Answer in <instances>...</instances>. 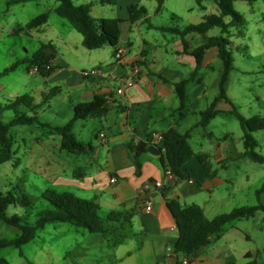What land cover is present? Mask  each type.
I'll return each instance as SVG.
<instances>
[{
	"label": "rangeland",
	"instance_id": "1",
	"mask_svg": "<svg viewBox=\"0 0 264 264\" xmlns=\"http://www.w3.org/2000/svg\"><path fill=\"white\" fill-rule=\"evenodd\" d=\"M74 1L77 4H85L90 0ZM57 4L56 0H37L9 5L8 0H0V104L8 99L14 100L18 96L30 95L36 104L41 105L38 108L41 121L52 125H64L73 117L74 104L81 101L80 94L84 91L86 79L78 78L72 72L67 74L58 63L54 64L58 73L47 78L33 70L29 71L27 61L19 63L12 71H6L19 60H28L45 42H48V39L38 34L36 29L20 34L14 33V29L19 25L24 26L32 18L47 11L50 12L48 31L50 29H58L66 33L72 31L67 42L54 40L57 52L70 55V66L79 69L80 65H83L89 68L96 58H101L103 61L111 60L109 52L111 46L90 50L82 44V35L55 12ZM95 5L92 9L93 17L116 16L115 7L100 3ZM144 5L152 13V22L170 26L183 27L197 24L208 14L220 13L214 1H204L205 8H201L197 0H165L164 8L158 15H154L157 0H144ZM235 8L244 15L247 24L243 28L244 36H239L235 28L230 37L235 46L236 69L232 72L227 89L237 96L235 104L245 116H264V0L236 1ZM124 13L127 14V9ZM145 26L144 24L141 27L140 32L134 28L132 42L135 51L140 47V35L158 41L164 40L161 36L162 31L147 29L144 28ZM220 34V28H214L207 33L208 36ZM191 36L193 45L198 46L202 36L199 34ZM237 46L239 49L236 48ZM222 71L223 63L220 59L203 70L209 83L210 95L218 92ZM68 77L71 78L69 82L66 81ZM46 85L50 88L56 86L60 88L50 92ZM23 109L28 114H32L28 108L23 107ZM13 116L12 110L0 113L3 121H9ZM100 125L99 118L78 120L74 132L80 140L96 144L94 134L97 133ZM206 130L208 133L214 132L216 138L202 139L200 133L203 130L195 129L190 141L196 150H200L204 145L205 150L212 154L214 142L221 138L224 132L231 133L238 151L244 150V131L234 115L227 117L220 114ZM253 135L257 139L256 150L264 153V129L254 132ZM9 136L13 139L12 149L15 155L10 161L0 164V191L24 192L30 195L33 200V207L29 209L32 221L35 220L38 211L50 206L41 196L47 188H55L59 192L72 191L76 194L80 192L79 194L84 196L85 192L78 188L90 185L93 177L77 179L73 173L74 168L79 166L85 168L89 175L95 172L104 174L109 170L108 152L105 147L96 155L95 160L91 155L77 156L66 150H60L61 136L49 127L37 123L20 125L11 128ZM212 160L213 170L216 169L218 176L225 182L214 185L212 190L202 188L199 194L192 196L197 198L187 199L188 203L201 202L207 208L212 206L213 209L207 212L209 217L230 212L239 206L264 203V191L257 193L264 185V164L256 163L246 157H236L226 167H222L214 162L213 157ZM100 200H102L101 206H104V200ZM24 211L14 205L8 208L9 214L17 213L23 217ZM107 212L102 207L101 214L105 216ZM130 232L133 233L132 230ZM19 235L18 228L0 219V238H15ZM130 239L132 241L129 243H135L133 237ZM215 242L229 252L237 264H245L249 260L245 257L248 252L253 253L259 263H264V211H258L249 219L235 220L227 224L223 234L216 236ZM125 247L127 246L117 249L108 248L101 234L91 233L70 223L53 222L40 229L36 238L22 248L15 246L1 248L0 258L5 259V262L0 260V264H117L115 255L117 251L123 253Z\"/></svg>",
	"mask_w": 264,
	"mask_h": 264
},
{
	"label": "crops",
	"instance_id": "2",
	"mask_svg": "<svg viewBox=\"0 0 264 264\" xmlns=\"http://www.w3.org/2000/svg\"><path fill=\"white\" fill-rule=\"evenodd\" d=\"M141 6H145L144 0H117L116 5L113 6L116 8L115 17L125 20L121 24L120 41L121 45L128 47L129 52L122 65L114 63V49L110 47L111 60L103 61L101 58H96L91 62L89 68L80 65V68L77 69L76 66H70V55L57 52V45L54 43L55 39L67 42L72 31L67 33L58 29L48 31V23L36 30L38 34L48 39V42L44 44H51L55 47L56 56L53 64L58 63L67 74L72 72L76 77L87 80V83L84 84V91L80 94L81 101L79 102L90 101L96 94H105L110 97V110L105 117L99 118L101 125L97 133L94 134L96 144L91 142L94 145V151L88 154L95 160L96 155L103 151L101 149L105 147L108 152L109 170L104 174L95 172L93 175H89L85 168L79 166L74 168L73 173L80 180L93 177V182L90 185L78 188L87 193L86 196L85 193L84 196L79 194L80 192L77 193L83 198H96L100 204L102 202L100 199H103L105 205L102 207L107 211L111 209H136L133 225L130 229L133 233L130 232V237L124 243L114 247V249H117L121 246H127L123 253L117 251L115 263L176 264L181 255L167 251L168 246L173 247L178 241V231L172 229L176 226V221L168 208L166 198L162 194V188H157L155 182L161 181L164 185L170 184L172 188L169 196L177 198L184 205H189L187 199L197 198L192 196L199 194L202 188L212 190L214 185L225 182L222 177L218 176L217 170H213L212 157L218 165L226 167L231 160L236 159L240 151L237 150L231 133L224 132L223 136L214 142L212 154L210 151L205 150L204 145L200 150L193 147L197 156L185 165L183 169L185 177L183 179H177L175 175L172 178L167 177L161 164V156L165 148L163 133L170 128H176L181 132L190 130L191 139L192 132L201 128L203 130L200 133L202 139L216 138L214 132L208 133L206 128L211 126L220 114L229 117L232 114V107L226 100L219 101L216 106L215 118L206 127L196 126L201 118L200 112L211 104L219 92L218 84V92L213 95L209 94V83L203 73L204 69H208L210 64L219 59L218 48L211 47L205 52L200 75L202 80L199 82L192 81L188 84L189 99L187 106L183 111H178L180 101L175 89L172 85L165 83L161 77L173 81L189 77L196 67V59L193 55L183 52L179 35L151 28L144 21V18L132 22L130 20L131 16ZM156 7L154 15H156ZM126 9L127 14L124 13ZM151 15L152 13L148 10L147 17L150 20ZM144 24L146 25L144 28L162 31L161 36L164 37V40L158 41L140 35V47L135 51L132 42L135 34L134 28L140 32ZM135 63H138L141 69L137 75L132 72V66ZM99 67L108 71L115 70L122 74L124 77L123 83L125 84V90L122 94L117 92V87L120 86L118 80L111 81L104 77H83V70ZM56 73H58V70H55L50 76H54ZM69 79L71 78H66V81L69 82ZM191 86L192 89H190ZM46 88L50 90L52 87L46 85ZM227 95L236 103L237 96L231 94L228 89ZM102 131L107 134V139L104 141L100 137ZM129 142L134 143L140 152L138 161L130 152ZM59 144V149H63L61 139ZM199 155L202 156V159H199ZM112 177L117 178L115 183L111 182ZM147 184L149 185L148 188H146ZM99 192L101 194H98ZM148 202L153 205L151 211L145 209ZM194 204L202 206L207 216L208 210L213 209L212 206L207 208L201 202ZM131 237H133L135 243H129L132 241ZM215 238L213 237L211 243L200 248L194 254L187 255L190 261L189 264H237L233 257L229 255V252L216 245Z\"/></svg>",
	"mask_w": 264,
	"mask_h": 264
},
{
	"label": "trees",
	"instance_id": "3",
	"mask_svg": "<svg viewBox=\"0 0 264 264\" xmlns=\"http://www.w3.org/2000/svg\"><path fill=\"white\" fill-rule=\"evenodd\" d=\"M35 0H8V4H25ZM203 1H214L220 10L219 14H208L197 24H188L181 26L154 25L147 17L148 10L145 6L139 7L130 20L136 22L142 18L151 28H157L179 35L183 45V52L193 55L196 59V67L190 73L189 77L179 81L161 77V79L174 87L179 98L180 104L178 111H183L187 106L189 99L187 86L192 81H201V70L205 52L208 48L217 47L218 57L223 63V71L219 82V92L211 104L200 112V120L196 126L206 127L216 116V106L219 101L226 100L230 103L231 113L240 122L244 131V151L237 154L238 157H246L250 160L264 164V153L256 150L257 139L253 133L264 129V116L251 115L245 116L239 107L233 102V99L227 95V83L230 74L235 70L234 43L230 37L233 35V29L238 30L239 36H244L243 28L247 20L242 13L236 10L235 2L240 0H197L201 8ZM255 2L257 0H243ZM58 6L55 12L66 19L70 25L77 30L83 37V45L90 49H100L104 46H111L114 53L121 45V24L125 21L118 17L95 18L91 11L95 3L114 6L117 0H90L85 4H77L74 0H57ZM165 0H157L155 14L158 15L164 8ZM50 12H44L32 18L24 26L19 25L14 29L15 34L41 28L49 22ZM220 28L221 34L217 36H208L207 33ZM199 34L202 41L198 46H193L192 36ZM239 49V47H236ZM246 48V47H245ZM56 56V49L51 44L42 45L32 57L19 60L12 64L6 71L14 70L19 63L28 62V70L37 68V73L43 77L50 76L56 67L53 60ZM1 77V75H0ZM59 90V87H52L50 92ZM109 95L96 94L92 100L79 102L74 105L73 117L64 125H52L49 122H43L40 119L38 108L40 104H35L33 97L22 95L14 100L8 99L0 104V113L7 110L14 112L13 118L9 121H3L0 118V164L10 161L15 155L13 151V139L9 136L11 128L20 125L39 124L43 127H49L55 130L61 136V147L77 156L88 155L94 151V145L91 142L80 140L74 133L75 124L78 120L89 118H103L109 110ZM23 107L29 109L32 114H28ZM164 152L161 156V164L165 172L171 169L177 179L185 177L183 169L185 165L197 156L195 149L190 142V130L181 132L176 128H170L163 133ZM130 152L138 161L140 152L137 146L129 142ZM202 159V156H198ZM171 185L162 187V194L167 200V205L172 212L177 226L178 241L173 246L175 252L180 255H192L200 248L211 243L213 237L221 236L227 224L241 219L254 217L258 211H264V203L256 205H244L234 208L230 212H225L209 218L202 206L199 204H182L177 198L169 196ZM264 191V185L257 191L260 194ZM49 203V207L42 209L35 214V220H31L29 209L33 207V200L30 195L24 192L0 191V219L7 224L20 230V235L15 238H0V249L7 246L22 248L23 245L31 242L37 236L40 229L45 228L49 223L63 222L70 223L78 228L87 229L91 233H98L106 240L108 248H114L124 243L130 237L133 217L136 209H111L105 216L101 214L102 206L96 198H83L72 191L59 192L55 188H47L41 195ZM14 205L21 210L24 209L25 216L17 213L9 214L8 208ZM249 260L245 264H264L254 257L253 253L248 252L245 255ZM4 263L5 259L0 258ZM234 264V263H233Z\"/></svg>",
	"mask_w": 264,
	"mask_h": 264
},
{
	"label": "built area",
	"instance_id": "4",
	"mask_svg": "<svg viewBox=\"0 0 264 264\" xmlns=\"http://www.w3.org/2000/svg\"><path fill=\"white\" fill-rule=\"evenodd\" d=\"M128 54V49H127V46H124V45H120L117 50L115 51L114 53V63L115 64H119V65H122L124 62H125V59H126V56ZM33 71L37 72V68H33L32 69ZM141 71L140 69V66L138 65V63H135L133 66H132V72L133 74L137 75L139 74ZM82 75L84 78H95V77H104L106 78L107 80H111V81H120V86L117 87V92L119 94H122L125 90V84L123 83V80H124V77L122 76L121 73L115 71V70H106L104 68H93V69H87V70H83L82 71ZM100 137L101 139L104 141L107 139V134L106 132L102 131L100 133ZM160 138H162L161 136H159ZM166 175L168 178H172L175 174L173 173V171L171 169H168L167 172H166ZM117 181V178L116 177H112L111 178V182L112 183H115ZM164 185L163 182L161 181H157L155 182V186L157 188H162ZM149 185L147 184L146 185V188H148ZM153 208V205L151 202H148L146 204V207L145 209L148 210V211H151ZM173 230H177V226H174L172 227ZM167 251L169 253H176L174 248L172 246H168L167 247ZM177 254V253H176ZM189 258L188 256H185V255H181V258L179 259V261L176 263V264H189Z\"/></svg>",
	"mask_w": 264,
	"mask_h": 264
}]
</instances>
